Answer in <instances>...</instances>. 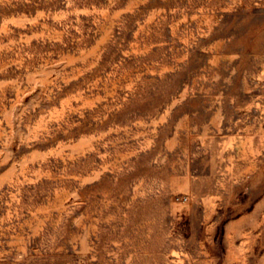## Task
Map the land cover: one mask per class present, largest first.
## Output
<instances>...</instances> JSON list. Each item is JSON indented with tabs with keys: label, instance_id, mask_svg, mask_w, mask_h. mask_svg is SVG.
I'll return each mask as SVG.
<instances>
[{
	"label": "rangeland",
	"instance_id": "rangeland-1",
	"mask_svg": "<svg viewBox=\"0 0 264 264\" xmlns=\"http://www.w3.org/2000/svg\"><path fill=\"white\" fill-rule=\"evenodd\" d=\"M0 264H264V0H0Z\"/></svg>",
	"mask_w": 264,
	"mask_h": 264
}]
</instances>
